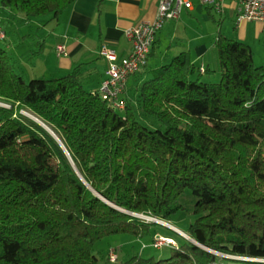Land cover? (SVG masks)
Here are the masks:
<instances>
[{"label":"trees","instance_id":"16d2710c","mask_svg":"<svg viewBox=\"0 0 264 264\" xmlns=\"http://www.w3.org/2000/svg\"><path fill=\"white\" fill-rule=\"evenodd\" d=\"M74 2L1 0L50 20ZM215 44L218 82L203 80L212 68L182 50L134 95L126 90L124 109L84 86L81 65L26 80L0 45V99L9 104H0V264H264V65L243 41L220 33ZM187 190L192 240L132 214L171 222ZM118 234L143 249L158 247L156 236L178 245L165 243L167 257L143 250L113 261V245L98 256V242Z\"/></svg>","mask_w":264,"mask_h":264},{"label":"crops","instance_id":"0c3cea01","mask_svg":"<svg viewBox=\"0 0 264 264\" xmlns=\"http://www.w3.org/2000/svg\"><path fill=\"white\" fill-rule=\"evenodd\" d=\"M193 1L194 8L184 9L178 18L167 20L158 32L157 41L151 49L147 65L141 67L128 78L126 93L128 98L132 95V91L150 76V72L154 68L171 60L179 53L172 54L170 44H167L165 48L160 46L163 40L179 39L178 29L182 35L181 30L187 34L188 29L193 27L192 34L194 36L189 38L188 42L191 44H188L192 46L195 42V52H192V49L189 51L198 66H210L205 60L209 53V41L204 32L196 26V21L208 22L215 17V11L201 4L199 0ZM158 7L159 0H75L59 19L50 20L51 15H46V20L39 16L30 18L25 16L28 25L36 26L37 34L41 28V31H46L42 32L45 38L41 42L40 51H30L31 54L35 53L33 56L35 60L33 63L31 62L32 66L38 65L40 67L38 71L34 68L29 77L32 79L61 77L81 65L80 73L84 86L89 90H99L102 82L107 78L108 68V60L101 54V48L107 46L115 50L119 58L129 55L133 50V40L129 36V30L141 21H154ZM226 11L237 16L232 0H228L222 16L226 17ZM50 22H52L51 30L47 31ZM246 22H257L264 30L263 24L259 21L245 20L237 22V24L241 28L242 26L245 27ZM204 23L201 25L203 26ZM165 31L169 32L166 37H163ZM6 39L12 46L13 44L10 42L12 40L8 33ZM200 39L201 41H198ZM61 43L66 45L68 55H58L56 46ZM13 47L16 48L14 45ZM22 53L17 52L19 58H21ZM152 58H155L157 65L149 70L148 66ZM13 62L16 70L27 80V69L23 68L24 64L22 65L15 60Z\"/></svg>","mask_w":264,"mask_h":264},{"label":"rangeland","instance_id":"374dc122","mask_svg":"<svg viewBox=\"0 0 264 264\" xmlns=\"http://www.w3.org/2000/svg\"><path fill=\"white\" fill-rule=\"evenodd\" d=\"M214 14H215V17L209 20L208 22L204 23L203 20L202 22L196 21V26L199 29H201L202 32H204V34L206 35V39L209 41V44H208L209 53L205 57V60H207L206 62L212 68V72L208 74H204L203 80L209 81V82H218L220 80V72L218 69L219 57H218V52H217L216 44H215V40L220 33L249 44L253 50L254 59H255L256 64L264 65V30L263 28H261V26L258 25L257 22H246L247 24L245 25V27L242 26L240 28V25L237 24V16L229 14L228 11H226V17L220 14H216L215 12ZM0 15L3 19L2 24L5 30L7 31L8 35H10L11 37L12 41L10 42L14 46H16L18 53L23 52L21 58H19V56L17 55L16 48L14 49L13 45L12 46L9 45L8 40H7L8 38L0 39V45L8 50L13 60H15L16 62L19 61L20 63H22V65L24 64L23 68H25V70L27 69L26 71L27 80H31L32 78L29 77L31 75V71L34 68L36 69V71H38L40 66L38 65L36 67L32 66V63L34 62L33 60H35V58L33 57L35 56L34 55L35 53L31 54L30 51H33V52L40 51L41 42L45 38V35L42 32H46V31H41L42 30L41 28L40 29L41 33L39 31L40 35H38L39 33L37 34L38 31L35 28L36 26L31 27L30 25H28L26 17L18 10H11L9 8L3 7L1 4V0H0ZM39 17L41 19L46 20L47 16L41 15ZM202 23H204L203 26L201 25ZM51 24L52 22L49 23L47 31L51 30L50 28ZM178 30H179L178 32L179 39L163 40V43H161L160 46L162 48H165L167 44H170L172 54L181 52L182 49L184 50L192 49V52H195V42L192 44V46H189L191 42H188L189 38H193L194 36L192 34L193 27L191 29H188L187 34H184V31L181 30L183 34L180 35V29ZM169 31H165L163 37H166ZM198 41H201V39ZM152 59L150 60L151 62L148 66L149 70L151 67L157 65L155 58L153 60ZM22 60L24 63L22 62ZM134 91H132V95H134L135 93ZM0 103L8 104L7 102L2 101L1 99H0ZM22 112L33 114L30 111L22 110ZM120 112H123V111H120ZM142 120L146 121L148 124H152L147 119H142ZM153 126L161 127V124L160 122L156 121ZM180 201L181 203L184 204L185 208L180 210L177 213V215L173 217L171 222L159 219L153 215L142 214V213H134V214H136V216L141 217L147 221L159 220L163 223L171 224L175 226L176 228H178V230H180L181 233L178 232L179 234L183 235L184 233H186L183 230H186L190 222H192L195 219V215L192 213L195 198L192 195L191 191L187 190L184 194H182ZM189 239L192 240V238H189ZM166 242H168L167 244H170V245L171 244L175 246L178 245L177 241H175L174 239L168 240ZM146 244H149V246L143 249L144 241L131 237L127 234H118V235L109 236L101 240L100 242H98V244L95 246V251L98 254V256L102 255L103 257V255H106L108 253L109 245L117 246L118 250L116 251L114 250V253H116L117 256L119 255V259H118L119 261L124 260L135 253L143 252V250H144V254H148L150 252L151 254H154L157 257H167L170 254V247L167 246V244H163L162 247L160 248L154 247L153 243L151 244V241L146 242ZM233 257L240 258V256H233ZM116 260L117 259H114L113 261H116Z\"/></svg>","mask_w":264,"mask_h":264},{"label":"built area","instance_id":"2783aa9c","mask_svg":"<svg viewBox=\"0 0 264 264\" xmlns=\"http://www.w3.org/2000/svg\"><path fill=\"white\" fill-rule=\"evenodd\" d=\"M201 4L212 8L217 14L223 15L228 0H199ZM233 8L237 13V22L245 20L259 21L264 27V0H232ZM194 8L193 0H159V7L154 21H141L129 30V36L133 40V50L125 57L119 58L115 50L103 46L101 54L108 60L107 78L102 82L99 92L112 106L124 109L126 101L123 95L127 90V82L130 75L136 73L141 67L147 65L152 46L156 41L158 32L165 22L176 19L184 9ZM0 15V39L7 37ZM58 55H68L64 43L56 46ZM1 104V103H0ZM9 106V104H2ZM171 238L158 236L155 245L162 246ZM171 242V241H170ZM169 242V243H170ZM111 259H117L114 249L110 252Z\"/></svg>","mask_w":264,"mask_h":264},{"label":"water","instance_id":"95a60500","mask_svg":"<svg viewBox=\"0 0 264 264\" xmlns=\"http://www.w3.org/2000/svg\"><path fill=\"white\" fill-rule=\"evenodd\" d=\"M2 105V104H1ZM26 115H28L29 117H31L32 119L36 120L37 122H39L41 125H43L50 133H52L54 135V137L62 144V146L66 149L65 145L63 144V142L61 141V139L58 137V135L44 122L42 121L40 118H38L36 115L34 114H30V113H25ZM34 115V116H32ZM67 151V150H66ZM68 153V152H67ZM77 169V168H76ZM78 171V169H77ZM79 172V171H78ZM96 193H98L96 191ZM133 215H136L134 213H132ZM156 222H159V223H162V224H165L167 225L168 227L172 228L173 230L177 231V232H180V230H178V228H176L175 226L171 225V224H166V223H163L159 220H154ZM181 233V232H180ZM183 234V233H182ZM185 237L189 238L190 236H188L186 233L183 234ZM194 242L198 243L197 241L193 240ZM199 244V243H198ZM201 245V244H199ZM202 246V245H201Z\"/></svg>","mask_w":264,"mask_h":264},{"label":"bare ground","instance_id":"6f19581e","mask_svg":"<svg viewBox=\"0 0 264 264\" xmlns=\"http://www.w3.org/2000/svg\"><path fill=\"white\" fill-rule=\"evenodd\" d=\"M32 116H34V115H32Z\"/></svg>","mask_w":264,"mask_h":264}]
</instances>
